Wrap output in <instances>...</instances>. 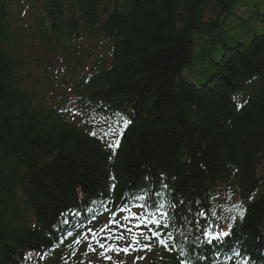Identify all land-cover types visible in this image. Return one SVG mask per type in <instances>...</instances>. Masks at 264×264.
<instances>
[{
    "label": "trees",
    "instance_id": "trees-1",
    "mask_svg": "<svg viewBox=\"0 0 264 264\" xmlns=\"http://www.w3.org/2000/svg\"><path fill=\"white\" fill-rule=\"evenodd\" d=\"M160 173L179 212L192 209L180 230L193 260L225 264L238 248L264 264V0H0V264H180L155 238L108 260L81 236L149 235L119 207L142 185L159 190ZM240 202L219 255L196 243Z\"/></svg>",
    "mask_w": 264,
    "mask_h": 264
},
{
    "label": "snow or ice",
    "instance_id": "snow-or-ice-1",
    "mask_svg": "<svg viewBox=\"0 0 264 264\" xmlns=\"http://www.w3.org/2000/svg\"><path fill=\"white\" fill-rule=\"evenodd\" d=\"M237 107H242V105H238ZM131 121L129 119L123 120V127L119 129L118 135L123 136L124 129H126ZM117 130L110 129V132H115ZM92 135H96L95 132L91 133ZM120 145V139H115L108 144V148L113 150V155H115V149ZM112 157H109L111 159ZM160 177V186L159 190H156L152 187L140 186L138 189L131 190L129 193L122 194V199L124 203L119 207V211L129 212L132 217L136 218L139 221L137 228H140V224H143L147 231L150 233L146 235L143 229L139 231H133V229H127V232L131 234V240L126 245H119L116 243H109L110 240H127L128 236L125 233H120L118 235H112L108 233L106 236L98 237L97 233L89 228L87 232L82 233L81 236L84 240L88 241L87 252H95L96 247L102 249L100 255L104 259H111V256L107 255L109 252H115L119 254L123 252L128 254L130 251H141L143 249L151 250L152 244L151 241L153 238L156 239L158 245L163 246L168 251H175L179 248L180 256V264H207V256L204 254L198 253L195 257V260L192 259L191 250L186 251V246L182 243V241H186L188 239L187 235L182 232L180 229L183 227V221L187 217V213L191 212L192 209L189 207L186 209L184 213H180L179 209L183 208L185 205L184 200L173 199L174 190H172L167 184V178L163 173L159 174ZM112 183L109 188V192L115 191V177L111 178ZM145 180H149L148 177H145ZM155 195L157 197L168 196L169 199L164 201H152L149 204V200H151L152 196ZM197 204H201V201H195ZM107 202H104L102 205L104 207V211H109L106 206ZM165 204L168 205V208H165ZM133 207H139L143 211L141 213L132 212L131 209ZM234 207L237 209L235 215L231 216L230 220L227 223L226 228H220L219 224L212 223L208 226H201L200 235L196 237V243L203 246H209L214 249L213 255H219V249L224 247L227 244V238L232 236V230L235 227L237 221L242 222L247 214V209L244 206L243 202L235 204ZM197 215L203 217L206 214H210L213 217H216V212L211 211L210 213H206L204 210V206L202 205L201 209L196 213ZM112 216H116V212H112ZM95 218V214H93V219ZM127 218V217H125ZM113 223H118V221L113 220ZM67 223V221H65ZM203 225V222H201ZM150 225H154L155 227H149ZM75 227V225L73 226ZM174 229V231L167 229ZM107 229V225H105L104 229H101V234H104ZM88 233H91V237L89 238ZM73 235L72 231H68L66 235L59 241V243H63L64 239L71 237ZM143 236V241L139 239V237ZM103 238V242H102ZM82 243L81 237H77L73 240L71 245H68L69 248H72L73 245H79ZM96 245L94 247L93 245ZM230 255H225V264L228 261H231L233 257H239L240 259L236 261V264H252L251 257L248 255H242L241 250L238 248H230ZM85 253V254H86ZM77 254V249H73L71 255L75 257ZM138 259H140L138 257ZM67 264V261H66ZM83 264V262H81ZM123 264V262H121ZM215 264V261H213Z\"/></svg>",
    "mask_w": 264,
    "mask_h": 264
},
{
    "label": "rangeland",
    "instance_id": "rangeland-1",
    "mask_svg": "<svg viewBox=\"0 0 264 264\" xmlns=\"http://www.w3.org/2000/svg\"><path fill=\"white\" fill-rule=\"evenodd\" d=\"M245 5H246V4H243V5L239 6L235 12H236V13H239V14H241V15H243V13H246V12L248 11V8L245 7ZM245 16H246V15H245Z\"/></svg>",
    "mask_w": 264,
    "mask_h": 264
}]
</instances>
